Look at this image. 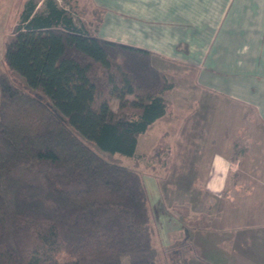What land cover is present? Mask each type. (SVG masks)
Masks as SVG:
<instances>
[{
  "label": "trees",
  "instance_id": "trees-1",
  "mask_svg": "<svg viewBox=\"0 0 264 264\" xmlns=\"http://www.w3.org/2000/svg\"><path fill=\"white\" fill-rule=\"evenodd\" d=\"M43 4L37 11L35 0L25 2L4 46L0 264H159L142 175L104 160L83 139L129 158L152 150L153 132L170 113L165 97L176 87L166 66L174 63L94 37L55 0ZM213 111L201 102L192 112L193 137L212 135ZM204 195L215 204L192 224L181 219L185 236L165 250L166 264H200L191 234L211 232L221 216L211 212L221 199Z\"/></svg>",
  "mask_w": 264,
  "mask_h": 264
},
{
  "label": "crops",
  "instance_id": "crops-1",
  "mask_svg": "<svg viewBox=\"0 0 264 264\" xmlns=\"http://www.w3.org/2000/svg\"><path fill=\"white\" fill-rule=\"evenodd\" d=\"M91 2L100 14L92 36L146 50L193 70L195 90L209 97V104L216 100L209 131L212 144L217 136L228 134L224 104L254 114L260 128L256 125L249 139L251 167L257 172L251 177L252 188L232 203L227 184L234 163L229 155L214 151L209 156L204 191L228 202L215 229L191 234L190 244L200 264H264V0ZM111 108L116 111L117 101L111 102ZM235 131L244 133L243 127ZM232 144L235 147L236 140ZM168 217L163 239L158 237L153 244L159 255L162 252L163 264L165 250L185 236L182 223Z\"/></svg>",
  "mask_w": 264,
  "mask_h": 264
},
{
  "label": "rangeland",
  "instance_id": "rangeland-1",
  "mask_svg": "<svg viewBox=\"0 0 264 264\" xmlns=\"http://www.w3.org/2000/svg\"><path fill=\"white\" fill-rule=\"evenodd\" d=\"M26 1L0 0V57H3L5 43L11 39ZM55 1L58 7L65 9L72 16L77 26L82 25L89 32L92 31L100 14L91 0ZM35 2L37 11H42L44 9L43 0H35ZM166 67L168 77L176 88L168 96L170 112L168 117L153 132V136L158 137L167 132L164 137H160L154 142L153 147L156 148L154 151L153 148L144 156L129 158L100 151L93 143L83 139V142L96 151L104 160L123 167L137 169L142 175L152 212L153 244L154 239H158V237L160 240L163 239L166 232V218H169V215L178 221L182 219L185 224H192L199 218L200 213H204L208 207L215 204L214 199L204 195V179L208 173L209 156L214 151L229 155L233 161L232 163H234L232 165L233 171L229 169L230 174L227 184V191L230 190V199H234L232 203L239 202L240 199L238 198L250 191L253 185L251 177L257 173L255 168L253 170L251 167L252 153L249 144L254 127L259 126L254 114L248 109H240L235 105L224 104V115L226 117L224 126L229 127L226 138L221 135L214 137L216 143L212 144L210 140L213 136H210L209 141H207L208 137L203 139L193 137L192 131H195V129H193L194 123L189 120L190 115L201 102L208 103L211 99L206 98V95H203L204 93L195 90L193 70L174 64ZM4 70L5 67L2 62L0 72ZM6 73L8 72L6 71ZM9 75L17 85L28 89L21 77L11 73ZM214 102L213 104H215ZM113 106L115 107V105ZM241 113H243L244 118L246 116H249V118L240 120ZM242 127L244 133L242 135L237 134L235 129L239 130ZM234 140L237 142L235 147L232 144ZM196 149L198 150L195 153ZM241 153L244 155L243 157H240ZM236 157L240 159L237 158L235 161ZM155 180L163 188L162 197L158 192ZM188 182H191V187L186 191ZM235 188H237V191H235ZM153 201L156 202L152 203ZM227 202L228 200L222 199L211 212L214 214L219 210H223ZM63 256L59 257L61 261L65 259ZM161 256L163 257L162 252L158 256L160 259L159 264H163ZM126 262L125 258L123 264H126Z\"/></svg>",
  "mask_w": 264,
  "mask_h": 264
}]
</instances>
